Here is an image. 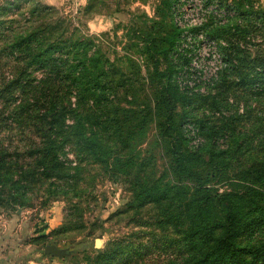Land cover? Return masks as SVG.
Masks as SVG:
<instances>
[{
    "label": "trees",
    "instance_id": "obj_1",
    "mask_svg": "<svg viewBox=\"0 0 264 264\" xmlns=\"http://www.w3.org/2000/svg\"><path fill=\"white\" fill-rule=\"evenodd\" d=\"M251 1L207 0V4L216 2L233 16L224 24L210 16L205 23L189 31L193 38L203 34L210 41L224 43L218 47L223 66L217 77L205 84L204 92L198 90V84L197 89L180 86L181 78H188L185 70L192 53L181 47L184 34L174 23L176 0H160L164 10L159 19H148L146 28L134 32L142 39L149 76L160 83L154 97L163 119L159 128L166 137L174 136L189 146L188 128L197 130L198 126L188 113L174 127L176 124L170 119L174 106L209 98L229 79L232 80L230 86L249 89L256 100L264 96V59L250 58L241 44L248 37L252 22H264V14L254 11ZM59 28L57 25L52 29L58 31ZM52 29L37 28L18 34L9 46L22 67L0 88V99L13 103L17 100L13 96L19 95L21 103L14 107L15 115L20 117L25 113L26 125L39 141L31 142L28 147L34 165L19 162V154L0 147V209L25 206L29 191L41 192L47 198L79 196L83 189L81 183L87 181L84 177L87 170L86 177L91 178L89 166L107 172L110 149L123 145L119 102L129 96L130 79L109 62L101 47L88 36L72 33L49 40L46 33ZM161 57L168 61L164 68H160ZM128 62L136 69V64ZM28 68L42 72V78H31L26 71ZM220 101L212 99L213 103L223 106L224 102ZM241 108L243 110V105ZM256 111L258 119L255 121L258 122L264 112ZM144 112L138 110L134 115ZM245 114L234 112L230 124ZM148 116L149 112L139 123L146 124ZM200 128L205 138L197 133L202 143L193 148V153L188 155L171 149V172L177 184L156 181L151 184L152 178L140 176L143 172L138 177L146 181L139 184L135 179L132 183V200L125 212L141 230L128 236L131 244L110 242L105 249L84 256L85 264H264V162L249 170H240L235 179L229 178L223 170L230 159L229 152L242 150L246 144L245 134L231 127L227 130L229 134L222 128ZM221 141L227 145L225 150L217 146ZM201 149L208 153L212 167L205 174L188 167L191 155ZM68 150L79 153V167L67 162ZM114 171L123 174V170ZM224 176L229 188L219 192L210 183L214 179L223 181ZM180 178L189 181V186L182 185ZM95 232L92 228L89 233ZM143 238L159 243L161 249L169 250L172 256L137 261L142 256L139 249L144 245Z\"/></svg>",
    "mask_w": 264,
    "mask_h": 264
},
{
    "label": "rangeland",
    "instance_id": "obj_2",
    "mask_svg": "<svg viewBox=\"0 0 264 264\" xmlns=\"http://www.w3.org/2000/svg\"><path fill=\"white\" fill-rule=\"evenodd\" d=\"M251 2L254 11L264 14V0ZM163 10L160 0H0V88L12 80L22 67L9 49L12 38L37 28L48 31L57 25L60 26L58 31L52 29L46 33L49 40L62 35L68 37L72 33L88 36L101 47L109 62L131 82L129 96L119 102V129L123 145L118 149L113 146L110 149L108 171L89 166L91 178L86 177V174L89 175L87 170L84 174L87 181L81 183L83 189L79 196L57 195L47 198L41 192L29 191L25 206L1 208L0 264H85L84 256L105 249L110 242L130 245L131 238L128 236L141 230L138 223L125 212L132 200V183L138 179V183L143 184L146 180H139L138 177L143 172L140 176L152 178L151 184L155 181L177 184L171 172V149L188 155L193 153V148L200 146L201 138H205L204 130L200 128V131L199 126H208V130L222 128L227 134L231 127L245 134L243 141L246 144L242 150L229 152L230 159L223 169L229 178L235 179L240 170H249L264 162V117L255 121L258 119L256 109L264 112V96L256 100L249 89L245 91L230 86L231 79L209 98L174 106L170 117L176 124L174 127L188 113H191L195 126H198L197 130L188 128L189 146L174 136L162 134L159 123L163 119L154 97L160 83L149 76V63L142 39L134 32L146 28L148 19H159ZM249 29L248 37L244 43L241 41L243 49L250 58L264 59V22H252ZM128 60L136 64V69H132ZM167 62L161 57L160 68L167 66ZM26 71L31 78H42V72H32L29 68ZM13 97L17 98L13 103H5L0 99V147L19 154V162L34 165L35 160L31 157L33 155H28V147L31 142L38 143L39 139L27 127L25 113L20 117L15 115L14 107L21 103V99L18 94ZM215 98L224 102L223 106L213 103L212 99ZM71 101L75 99L71 98ZM138 110L145 112L134 115ZM236 111L246 114L231 125L230 118ZM147 112V123L140 124L139 121ZM196 139L199 142L193 144ZM217 146L222 150L227 147L222 141ZM202 149L191 155L188 167L205 174L212 167L208 153ZM78 156V152L68 150L65 157L72 166L79 167L81 163ZM226 164L223 163L222 167ZM116 168L123 170V174L115 172ZM223 179H214L210 184L219 192L226 191L229 182L226 177ZM179 181L189 186V181L183 178ZM92 228L96 232L91 235L89 232ZM143 244L142 249H139L142 258L137 261L172 256L169 250L161 249L159 243L144 240ZM51 246L56 247L58 255L46 253V248Z\"/></svg>",
    "mask_w": 264,
    "mask_h": 264
},
{
    "label": "built area",
    "instance_id": "obj_3",
    "mask_svg": "<svg viewBox=\"0 0 264 264\" xmlns=\"http://www.w3.org/2000/svg\"><path fill=\"white\" fill-rule=\"evenodd\" d=\"M174 13V23L183 31V48L191 50V58L187 69L188 78L183 76L180 86L188 89H197L204 92L205 84L215 79L221 70L222 57L218 51L222 41L215 42L206 39L203 34H198L195 38L189 33L192 28L205 23L210 16L219 24H224L228 17H232V12H226L224 8L218 6L216 2L207 4V0H176ZM199 142L198 139L193 144Z\"/></svg>",
    "mask_w": 264,
    "mask_h": 264
},
{
    "label": "water",
    "instance_id": "obj_4",
    "mask_svg": "<svg viewBox=\"0 0 264 264\" xmlns=\"http://www.w3.org/2000/svg\"><path fill=\"white\" fill-rule=\"evenodd\" d=\"M46 253H52L54 255H58V250L56 249V247L51 246L46 248Z\"/></svg>",
    "mask_w": 264,
    "mask_h": 264
}]
</instances>
